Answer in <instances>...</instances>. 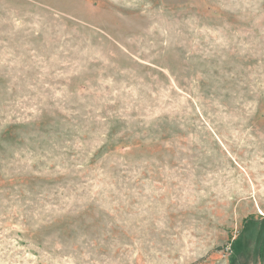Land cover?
Masks as SVG:
<instances>
[{
  "label": "rangeland",
  "instance_id": "374dc122",
  "mask_svg": "<svg viewBox=\"0 0 264 264\" xmlns=\"http://www.w3.org/2000/svg\"><path fill=\"white\" fill-rule=\"evenodd\" d=\"M0 264H264V0H0Z\"/></svg>",
  "mask_w": 264,
  "mask_h": 264
},
{
  "label": "trees",
  "instance_id": "16d2710c",
  "mask_svg": "<svg viewBox=\"0 0 264 264\" xmlns=\"http://www.w3.org/2000/svg\"><path fill=\"white\" fill-rule=\"evenodd\" d=\"M248 230V229H247Z\"/></svg>",
  "mask_w": 264,
  "mask_h": 264
}]
</instances>
